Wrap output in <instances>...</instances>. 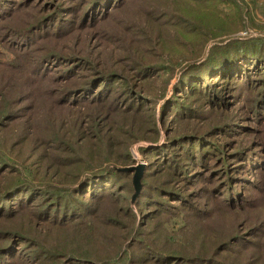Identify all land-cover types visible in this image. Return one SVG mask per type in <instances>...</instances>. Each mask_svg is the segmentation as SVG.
I'll return each mask as SVG.
<instances>
[{
	"label": "trees",
	"instance_id": "1",
	"mask_svg": "<svg viewBox=\"0 0 264 264\" xmlns=\"http://www.w3.org/2000/svg\"><path fill=\"white\" fill-rule=\"evenodd\" d=\"M39 7L43 14L10 30L8 46L22 63L0 64L19 85L9 100L0 90V130L24 125L21 138L0 144V264H264V35L238 36L264 30L250 6L0 0V19ZM6 35L0 30V40ZM71 37L117 46L120 56L112 63L84 46L47 45ZM155 81L162 86L152 95L145 87ZM45 82L56 86L43 90ZM246 94L253 97L242 118L167 134L162 145L156 138L157 146L142 148L148 165L135 203L133 172L120 170L135 164L131 151L113 162L91 150L92 141L117 144L107 124L114 113H150L158 128L163 101L161 125H197L204 110L222 112ZM39 99L61 115L41 136L29 114ZM103 107L109 115L80 112ZM231 136L245 142L229 150L234 142L223 138ZM215 221V239L200 240Z\"/></svg>",
	"mask_w": 264,
	"mask_h": 264
},
{
	"label": "rangeland",
	"instance_id": "2",
	"mask_svg": "<svg viewBox=\"0 0 264 264\" xmlns=\"http://www.w3.org/2000/svg\"><path fill=\"white\" fill-rule=\"evenodd\" d=\"M18 1V0H15ZM246 4H248L251 8L250 11L253 12L254 17H256V24L260 25V28L264 27V0L256 1L257 3L254 4V0H244ZM40 10L34 9V10H28V11H17L16 14L10 19H7L9 16H3L4 18L0 19V30L2 32H6L7 35L2 37L0 40V64H4L3 67H6L5 64L12 63V61L20 60L15 53H13L8 46L9 42V36H10V30L11 29H21L22 27L27 26V24L31 23L34 21L37 17H39L43 12L46 10H42L39 7ZM112 25H107L108 29L111 28ZM259 36V35H264V30L258 29V28H253V29H246L245 31H242L238 36L245 38L249 36ZM90 37L91 35H88ZM94 40H88L81 42L79 38L71 37L67 40H63L62 42H48L47 45H49L50 49L54 48H59L61 50L69 51V50H78L77 48L80 46H84L81 48L84 52H87L88 54L92 52V55L94 56H102L104 57L107 61H110L112 63L116 62V59L120 56V53L117 52L115 47V50L112 51V47L114 45H106L101 47L102 45L99 44V42H93ZM102 41V39H101ZM44 45V44H43ZM43 45H40L42 48ZM107 47V48H106ZM102 48V50H100ZM106 51V52H105ZM109 52V55H108ZM38 53H40V50H37L35 53H32L31 55H28L29 57L36 56ZM101 53V54H100ZM23 58V57H22ZM19 63H22L20 60ZM1 67V66H0ZM10 76V75H9ZM16 82H12L6 75L3 73H0V90L5 91L9 96L8 100L13 96V92L15 91L14 88H16L18 85L15 84ZM176 83V79H173L171 81V84L168 88V91H171L173 85ZM29 85V84H28ZM54 84H50L48 82L43 83V87H41L43 90H49L50 88H53ZM162 84L159 81H155L152 83H147L146 92L155 95L159 93V90L161 89ZM11 94V95H10ZM171 95V93L169 94ZM253 97V94H246L242 95L239 98V101L232 103L228 109L216 113L215 111H206L204 110V115L205 117L197 123V125H192V124H187L186 122L183 123H171L169 124V121H167L166 125H161V114L160 111L162 109V105L164 102L162 101L161 103L158 104L156 113H157V124L158 128H155L153 123H152V118L150 117L149 114H144L142 116H135L132 117L130 115H126L123 113H114L111 115V119H108L107 124H109V129H112V137H114L117 141L116 145H112L110 147L106 146H99V143L92 141L90 143L91 150L93 153L99 155V153L108 155L109 158L112 159L113 162L115 161L116 155L118 153L124 152L127 149H129L132 153L133 158L135 159V164L131 165L129 167L120 169V170H125V169H131L133 172V185H134V176H135V168L144 166V171L145 167L148 165V162L143 158L141 149L142 148H149L153 146H157V143L154 144L152 142L154 139L158 138L160 144L162 145L165 143V139H167V134H174V132H178V134H182L188 131H201L204 128H207L210 123H214L219 121V119H229L236 120L239 118H242V116L248 111V108L251 106L249 104V100ZM34 107L30 111L29 114L33 116L34 119V131L37 132V134L40 135V132H44L45 134L48 133L50 130H47V126H52L56 124L57 120L61 117V115L57 116V111L58 108L57 106L52 104L48 100H43L40 101L36 100V104H32ZM55 106V107H54ZM54 107V108H53ZM240 108H242L241 111H238ZM96 110V113H95ZM80 112L83 115H89L90 113L94 114H100V113H105V114H110L107 110L106 107L103 108H97V109H81ZM223 113V114H220ZM93 114V115H94ZM170 120V119H169ZM197 122V121H196ZM43 125H45L46 129L44 131H41ZM23 124H18L14 125L12 129L7 130L5 132H2L0 130V144H10L13 142L14 139H19L22 136V129ZM37 134H30V140H32V137L37 135ZM175 135V134H174ZM173 135V136H174ZM256 138H260L259 134L256 135ZM224 140L228 141H233V145L227 144L226 148L231 150L233 147L238 144V146L243 145L245 140L242 138H239L238 136H231V138H223ZM150 141V142H149ZM17 142V141H16ZM158 142V143H159ZM241 143V144H240ZM30 143L24 145V147H21V149H27L29 147ZM8 146V145H7ZM83 148V147H82ZM18 150V151H21ZM50 160L47 161V164H49ZM113 164V163H112ZM125 172V171H124ZM144 175V174H143ZM143 179V178H142ZM143 186V185H142ZM135 188V187H134ZM134 196V195H133ZM133 202V198H132ZM217 221V220H216ZM216 221L213 223H210L206 227L202 229L200 240H202V237L204 235V242H210L215 239L216 234L215 231L212 229L214 228V224ZM234 220H230V227L232 228V223ZM220 223L224 226H228L227 221L221 220Z\"/></svg>",
	"mask_w": 264,
	"mask_h": 264
},
{
	"label": "water",
	"instance_id": "3",
	"mask_svg": "<svg viewBox=\"0 0 264 264\" xmlns=\"http://www.w3.org/2000/svg\"><path fill=\"white\" fill-rule=\"evenodd\" d=\"M125 172H130L132 171L131 169H125L123 170ZM135 176H134V187H135V194L133 196V203H135L138 199V197L140 196L143 186H142V178H143V174H144V166H140L135 168Z\"/></svg>",
	"mask_w": 264,
	"mask_h": 264
}]
</instances>
